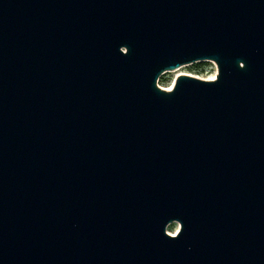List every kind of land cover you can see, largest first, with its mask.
<instances>
[{
	"label": "water",
	"instance_id": "95a60500",
	"mask_svg": "<svg viewBox=\"0 0 264 264\" xmlns=\"http://www.w3.org/2000/svg\"><path fill=\"white\" fill-rule=\"evenodd\" d=\"M0 264H264V0H0Z\"/></svg>",
	"mask_w": 264,
	"mask_h": 264
},
{
	"label": "rangeland",
	"instance_id": "374dc122",
	"mask_svg": "<svg viewBox=\"0 0 264 264\" xmlns=\"http://www.w3.org/2000/svg\"><path fill=\"white\" fill-rule=\"evenodd\" d=\"M189 75L202 80H214L217 75V67L212 61L197 62L191 65L182 66L174 71L164 73L157 81V86L169 90L172 88L175 79L180 75ZM213 77H215L213 79ZM180 228L177 222L170 223L166 228V233L175 235Z\"/></svg>",
	"mask_w": 264,
	"mask_h": 264
},
{
	"label": "snow or ice",
	"instance_id": "6c2138e0",
	"mask_svg": "<svg viewBox=\"0 0 264 264\" xmlns=\"http://www.w3.org/2000/svg\"><path fill=\"white\" fill-rule=\"evenodd\" d=\"M215 77H213V79H214Z\"/></svg>",
	"mask_w": 264,
	"mask_h": 264
},
{
	"label": "bare ground",
	"instance_id": "6f19581e",
	"mask_svg": "<svg viewBox=\"0 0 264 264\" xmlns=\"http://www.w3.org/2000/svg\"><path fill=\"white\" fill-rule=\"evenodd\" d=\"M170 89H171V88H170ZM170 89H169V90H170Z\"/></svg>",
	"mask_w": 264,
	"mask_h": 264
},
{
	"label": "built area",
	"instance_id": "2783aa9c",
	"mask_svg": "<svg viewBox=\"0 0 264 264\" xmlns=\"http://www.w3.org/2000/svg\"><path fill=\"white\" fill-rule=\"evenodd\" d=\"M165 90V89H164Z\"/></svg>",
	"mask_w": 264,
	"mask_h": 264
}]
</instances>
